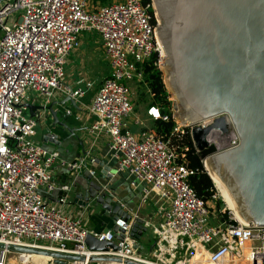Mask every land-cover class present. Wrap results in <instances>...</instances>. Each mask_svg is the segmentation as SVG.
<instances>
[{
  "label": "built area",
  "instance_id": "2783aa9c",
  "mask_svg": "<svg viewBox=\"0 0 264 264\" xmlns=\"http://www.w3.org/2000/svg\"><path fill=\"white\" fill-rule=\"evenodd\" d=\"M90 7L92 10L87 9V0H0V264H9L11 252L21 253L10 245L83 257L62 258L67 264H127L124 260L142 264H264V226L236 218L225 205L218 204L216 192L209 198L196 193L189 176L197 168L187 164V147L181 145L178 151L171 136L158 135L138 119L135 123L142 125L138 137L126 126L125 117L133 109L128 81L142 80L144 61L152 60L160 68L163 58L155 31L157 19L150 10L152 0H120ZM19 9L15 21L8 24L10 13ZM84 31L98 34L109 63L108 74L88 106L93 115L89 130L95 137L108 136L111 169L131 174L134 186L136 180L144 183L139 190L141 202L153 200L160 213L156 224L150 222V215L127 210L117 197V204L130 217L112 216L110 226L88 229L82 212L72 217L65 210L71 184L61 185L63 192L56 198L45 194L59 187L52 173L59 167L72 172L86 167L100 184V192L110 190L109 181L93 166L97 164L94 156L87 152L67 160L58 149H46L35 140L37 121L27 111L30 91L48 100L55 91L78 97L91 89L90 80L74 87L63 81L66 57L79 47ZM146 112L151 119L172 117V112L163 111L159 104L148 105ZM205 119L196 123L205 126L212 120ZM226 123V139L211 140L216 148L238 143L227 115ZM192 125L175 124L172 134H190ZM214 130L223 136L220 128ZM85 210H90L89 206H83ZM136 217L152 226L154 239L148 253L134 247L137 240L130 231ZM88 233L116 243L117 248L109 244L105 249L90 248L85 242ZM115 233L122 237L116 238ZM95 256L121 260L93 259Z\"/></svg>",
  "mask_w": 264,
  "mask_h": 264
},
{
  "label": "water",
  "instance_id": "95a60500",
  "mask_svg": "<svg viewBox=\"0 0 264 264\" xmlns=\"http://www.w3.org/2000/svg\"><path fill=\"white\" fill-rule=\"evenodd\" d=\"M152 11L157 19L156 35L167 58L171 87L174 86L180 99L173 102L177 113L194 118L184 124H193L190 136L197 150L214 146L203 158L204 169L206 160L233 194L243 218L264 226V0H152ZM67 100L76 107L75 99L69 95L59 103L63 106ZM53 104L51 101L27 103V106L37 120L44 117L45 121L48 114L43 116L42 112L48 110L53 124L62 125L74 135L76 127L60 121V113ZM225 114L237 132L238 143L216 148L208 138L214 128H220L223 136L228 134ZM206 117L212 118L207 125L196 123ZM79 143L83 145V139ZM82 151L86 154V150ZM96 163L101 176L111 177L112 165L101 158ZM82 175L86 187L84 192L76 193V203L81 207L100 205L114 218L130 217L117 203L110 202L105 191H99L100 184L94 181L88 168L84 167ZM113 230H117L116 225ZM146 230L144 219L136 217L130 234L137 240L134 247L139 250L143 249L140 237ZM115 236L119 239L122 234ZM85 242L92 249H105L106 244L117 248L116 243L98 240L89 233ZM9 248L50 254L58 264H67L62 258H83L31 247L10 245ZM93 259L121 260L112 256Z\"/></svg>",
  "mask_w": 264,
  "mask_h": 264
},
{
  "label": "crops",
  "instance_id": "0c3cea01",
  "mask_svg": "<svg viewBox=\"0 0 264 264\" xmlns=\"http://www.w3.org/2000/svg\"><path fill=\"white\" fill-rule=\"evenodd\" d=\"M94 37L96 39H94ZM83 40H86L88 45L93 42H98L100 44L98 34L92 31L82 32L80 35V45H82ZM79 47L75 49H79ZM65 63H67V57ZM106 74H108V72L105 74H101L98 80H95V83L93 81L91 89H89L85 94L78 97H72L76 101V107L73 106L72 103L68 100L63 106L59 103V101H62L67 96V94L65 93L55 91L53 96H51L47 100L44 96L36 95L34 91H30L29 103L37 104L53 101L54 104L52 107L54 109H57L60 113L58 115L59 120L67 123L70 127H76V129L74 130L75 134L72 135L62 125H59L57 123L53 124V117L47 110L42 112L43 116L45 114H48L47 118H45V121L43 119L44 117H42L41 120L36 119V132L33 138L41 143L46 149H58L62 156L67 160H74L77 157L83 156L84 153L82 150H86V153L88 152L96 159L101 158L105 163L113 165V161L109 160L107 157L109 151L108 136L106 134H100L95 137V135L89 130L90 123L93 120V115L88 112V106L90 104V100L94 90L100 84ZM67 75L68 78L64 83H67V85L72 87L82 86L87 81L85 80L84 82V78L86 77V75L81 69V66L76 65L73 62H71L70 64V73H67ZM67 109H70V112L68 116H65L64 111L67 112ZM27 111L29 112L28 109ZM144 116L145 120H150V123L152 124L153 119H151V116L147 114L146 109L144 112ZM140 121L143 122V119L140 118ZM136 124H139L136 131L138 133V131L142 128V125L140 123ZM143 124L145 123L143 122ZM46 127H48L50 132L47 131ZM51 135L53 136L51 137ZM80 138L83 139V145L79 143ZM93 166L100 174V166H98L97 164H93ZM83 169L84 167L72 172L66 167L53 168V178L55 179L59 187L49 194L45 193L52 199L56 198L63 192V190L60 188L61 185L71 184V188L67 191V200L64 204V207L66 211L67 209H69L70 213L73 214L82 212L84 215V211H82L80 203H76V193L84 192L83 190L86 187V181L84 176L82 175ZM110 173L111 177H106V179L109 181L108 187L110 188V190H107L106 195L111 198L110 202L113 204L117 203L116 198L118 197V199L126 203L127 210L138 212L141 216H145L146 214L141 213L142 202H139L138 200L139 196H141L139 190L144 183L142 181L136 180L135 186L132 185L131 181L132 179L134 180V177L127 172H116L115 169L112 168L110 170ZM101 180L103 179L101 178ZM138 202L140 203L139 206H137ZM149 202H152L154 204L153 200H150ZM91 203H93V201ZM85 212H88L89 221L87 225L85 224V227L88 229L100 230L102 228H105L106 226H110V224L112 223V216L104 211V209L101 208L100 205L94 204L93 211H91L90 209L87 211L85 210ZM148 215L149 214H147L146 216Z\"/></svg>",
  "mask_w": 264,
  "mask_h": 264
},
{
  "label": "rangeland",
  "instance_id": "374dc122",
  "mask_svg": "<svg viewBox=\"0 0 264 264\" xmlns=\"http://www.w3.org/2000/svg\"><path fill=\"white\" fill-rule=\"evenodd\" d=\"M117 1H120V0H105L104 2H102L101 0H87V9L92 10V7H90V4L91 6L99 7L104 3L117 2ZM21 11H22L21 9L12 11L9 15L8 24H12ZM94 39L96 38L94 37ZM71 62L75 63L76 65L81 66V69L86 75V77L84 78V82L85 80H90V81L92 80L95 83V80L97 81L98 78L101 76V74L103 73L105 74L109 71V63L107 59L104 57L100 44L98 42H93L88 45L86 40H83L82 45H80L79 49H73L71 51L70 55L67 56V63L64 64V71H65V75L63 77L64 82L68 78L67 73L68 74L70 73ZM161 73H162V80H163V75H165V73L162 72V69H161ZM163 83H164V80H163ZM127 84L130 90V98L133 104V109L125 117V123L127 127H129L131 131L134 132V134L136 135L137 134L136 131L138 129L137 127L139 126V124L135 123L136 118H138L139 120L140 118L143 119V122L147 124V126L151 127L150 120H145V116H144V112L147 107V104L151 100V93L147 91V89H145V92H144V88L140 89L136 80H130L128 81ZM142 87H144V85H142ZM165 88L167 89L166 86ZM168 89H167L169 93L168 98L171 100L170 111L172 112V119L174 120L175 124L183 125L178 121L179 116L177 113V108L174 106V103H173L174 100H177V99L174 97L172 92H170ZM141 97H144V98L141 99ZM213 186L217 194L216 199H218V204L221 203L222 206L225 205V207H227V202H225V200L219 193L218 189L215 187L214 183H213ZM138 200L139 202L141 201V196H139ZM139 202L137 206H139L140 204ZM93 206L94 205L92 204L90 208L91 211H93ZM66 212L72 217L76 215V213L75 214L70 213L69 209H67ZM141 213L146 214V215L149 214L151 216L150 222L152 224H156L160 218V213L158 212L156 206L152 202L150 203L149 201H145L144 203H142ZM80 216L83 217V220L85 219V224L87 225L89 221L88 212H84V215L81 214ZM153 239H154V234L152 232V226L150 225L147 227V230L141 234V237H140L141 243L144 244V248L142 250L145 253L149 252V246L147 247V244H150L153 241Z\"/></svg>",
  "mask_w": 264,
  "mask_h": 264
},
{
  "label": "trees",
  "instance_id": "16d2710c",
  "mask_svg": "<svg viewBox=\"0 0 264 264\" xmlns=\"http://www.w3.org/2000/svg\"><path fill=\"white\" fill-rule=\"evenodd\" d=\"M104 2L105 0H101ZM145 2H149L150 0H144ZM152 11V8H150ZM143 68V78L142 80H137V84L139 88L147 89L151 94V100L147 104H159L163 111L171 113L170 106L171 100L168 98V91L164 85V75L162 80V73L159 67L152 63V60L144 61L142 64ZM144 85V87H142ZM144 97H141V99ZM175 125L174 120L170 117L167 120L164 119H153L151 127L155 130L158 135H162L164 137L171 136V142L174 145H177L178 151H180V146H186L185 156L187 164L190 167L197 168V171L189 176V182L192 187L195 189L196 193L203 197L209 198L214 190L213 181L203 166V158L206 154L212 152L214 150L213 145H209L202 151L197 150L192 142L191 136L188 132H183L182 134H172L173 127ZM150 244H147V247Z\"/></svg>",
  "mask_w": 264,
  "mask_h": 264
},
{
  "label": "bare ground",
  "instance_id": "6f19581e",
  "mask_svg": "<svg viewBox=\"0 0 264 264\" xmlns=\"http://www.w3.org/2000/svg\"><path fill=\"white\" fill-rule=\"evenodd\" d=\"M162 52H163V58H162V61L160 63V67L162 66L163 73H165L164 81H165L167 89L169 88L168 90L170 92H172L174 97L177 99V95L175 94V92L173 90L174 86H173V88L171 87L172 81H171V77H170L169 67H167V58L164 55L163 49H162ZM164 56H165V58H164ZM177 100L180 101V99H177ZM178 116H179L178 121L181 124L188 123L189 121L194 119V118H187L184 115H180V114ZM188 116L191 117L193 115L188 114ZM208 121H210V118L206 117L205 122H208ZM222 139H226V138L224 136H220L214 129L208 138L209 141L214 140V141H218V142H220ZM204 165H205L215 187L218 189L219 193L221 194V196L223 197L225 202H227L228 209H230L233 212V214L236 218L246 221L243 218V215L241 213V210L239 208L238 203L236 202L231 191L228 189L227 185L213 171V169H212V167L208 161L205 160ZM55 259H56V257H53L50 254L35 252V251L22 250L21 253L11 252L9 254L8 261H9V264H58L55 261Z\"/></svg>",
  "mask_w": 264,
  "mask_h": 264
}]
</instances>
